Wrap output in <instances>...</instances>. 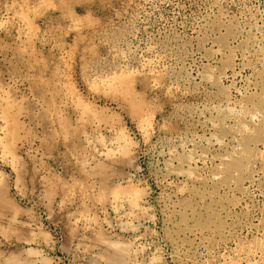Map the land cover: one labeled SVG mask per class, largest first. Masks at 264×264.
I'll return each mask as SVG.
<instances>
[{
	"label": "rangeland",
	"instance_id": "rangeland-1",
	"mask_svg": "<svg viewBox=\"0 0 264 264\" xmlns=\"http://www.w3.org/2000/svg\"><path fill=\"white\" fill-rule=\"evenodd\" d=\"M0 264H264V0H0Z\"/></svg>",
	"mask_w": 264,
	"mask_h": 264
},
{
	"label": "bare ground",
	"instance_id": "bare-ground-1",
	"mask_svg": "<svg viewBox=\"0 0 264 264\" xmlns=\"http://www.w3.org/2000/svg\"><path fill=\"white\" fill-rule=\"evenodd\" d=\"M251 27H252V26H251ZM251 29H252V28H251ZM251 47H252V46H251ZM216 50H217V49H216ZM205 78H206V77H205ZM205 78H204V79H205ZM207 78H208V77H207ZM207 78H206V79H207ZM215 102H216V101H215ZM234 102L236 103V101H234ZM226 103H227V102H226ZM229 103H230V100H229ZM238 103H239V102H238ZM236 104H237V103H236ZM226 105H228V104H226ZM230 105H231V104H230ZM237 105H239V104H237ZM222 106H223V105H222ZM231 107H232V106H231ZM233 107H234V106H233ZM241 107H242V106H241ZM225 108L227 109V107H225ZM234 108H235V107H234ZM234 108H233V109H234ZM242 108H243V107H242ZM242 108H241V109H242ZM235 110L237 111L238 108H237V109L235 108ZM233 112H235V111H233ZM249 113H250V112H249ZM219 114H220V113H219ZM224 114H225V113H224ZM230 114H231V113H230ZM232 114H233V113H232ZM235 114H236V112H235ZM233 115H234V114H233ZM207 116H208V115H207ZM212 116H213V115H212ZM225 116H226V115H225ZM229 116H230V115H228V117H229ZM238 116H239V115H238ZM214 117H215V116H214ZM216 117H217V116H216ZM228 117H227V119H228ZM207 120L209 121V122H207V123L209 124V123L211 122V121H210L211 119H210V120L207 119ZM216 120H217V119H216ZM234 120H235V119H234ZM229 121H231V120H229ZM236 121H237V119H236ZM217 123H218V122H217ZM211 124H212V123H211ZM216 128H217V127H216ZM215 139H216V138H215ZM217 141H218V140H217ZM217 141H216V142H217ZM218 142H219V141H218ZM219 143H221V142H219ZM199 154H200V153H199ZM197 155H198V154H197ZM198 157H199V156H198ZM198 157H197V158H198ZM198 160H199V159H198ZM199 161H200V160H199Z\"/></svg>",
	"mask_w": 264,
	"mask_h": 264
}]
</instances>
